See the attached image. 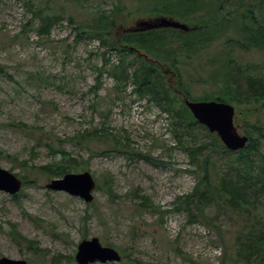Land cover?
I'll return each mask as SVG.
<instances>
[{
    "label": "rangeland",
    "instance_id": "obj_1",
    "mask_svg": "<svg viewBox=\"0 0 264 264\" xmlns=\"http://www.w3.org/2000/svg\"><path fill=\"white\" fill-rule=\"evenodd\" d=\"M32 1L48 14H63V19L52 27L49 37L39 36L35 30H22V23L31 14L24 0H0V63L7 66L9 74L0 75V150L3 152L0 167L20 178L28 168L12 158H30L28 164L46 165L53 159L47 150L49 143L84 160L77 170L69 172L89 171L96 187L93 200L85 202L66 191L45 187L49 180L59 177L31 170L29 176L36 182L22 186L15 193H20L18 200L12 197L14 194L0 191V256L24 259L26 264H77L78 243L84 238L97 237L102 245L116 249L121 260L90 264H190L183 259L184 253L198 264H219L223 246L215 242V232L199 221L188 222L185 213L174 209L177 196L193 190L196 174L191 172L194 167L189 165L187 153L170 132L167 113L148 100V94L139 97L133 93L131 81L122 90L116 88V79L108 71L119 63L118 50L101 45L97 38L80 37L75 29L76 25L86 29L96 16L109 14L117 25L112 37L119 39L123 29L135 21L162 12H153L152 0ZM223 5L221 17L237 3L227 0ZM206 10L200 12L203 17L215 13L211 8ZM239 10L264 17V0H244ZM200 14L184 22L195 23ZM69 18L73 23L68 22ZM239 21L230 27H211L209 35L204 36L205 40L210 37L209 41L203 47L193 44L199 43L196 40L199 31L186 32L193 38L195 50L181 49L178 54L183 63L182 79L192 98L217 92L226 81L245 95L249 80H264V50L244 51L238 47L243 38L238 31L243 22ZM245 24H249L248 20ZM169 32L165 30L162 35ZM179 42L177 36L171 35L163 40L167 49L178 47ZM131 50L140 54L136 49ZM128 60L134 66L139 64L133 54H127ZM102 67L105 70L100 73ZM245 104L233 106H241L243 110L246 106L258 107V102L253 100ZM252 113L248 119L264 123V106ZM238 116L236 111L234 124L238 132L245 134L242 121L237 122ZM103 122L112 133L127 135L131 149L141 155L129 158L121 152L103 153L97 147L102 141L93 135L83 149L68 141L77 131L98 128ZM207 131L196 127L193 135L187 134L186 138L197 143L209 142ZM37 142L39 145L33 149ZM89 149L97 152L91 153ZM205 152L211 156L209 169L215 179L222 169H227V154L217 145L205 146ZM143 155L163 163H152ZM230 172L233 177L234 171ZM107 173L113 179L111 196L102 183ZM97 185L102 188L98 189ZM134 192L149 197L159 206L164 211L162 219L151 208L138 207L139 199ZM208 211L213 213L214 208ZM252 211L264 219V192L258 194ZM242 222L235 215L232 220L220 217L219 224L227 239L225 245L242 229ZM10 223L33 244L14 238L9 233ZM229 257L233 258L231 248Z\"/></svg>",
    "mask_w": 264,
    "mask_h": 264
},
{
    "label": "trees",
    "instance_id": "obj_2",
    "mask_svg": "<svg viewBox=\"0 0 264 264\" xmlns=\"http://www.w3.org/2000/svg\"><path fill=\"white\" fill-rule=\"evenodd\" d=\"M152 0L151 9L153 12H162V15H169L172 18H179L180 21H188L194 14H200L201 11L207 12V8L215 11L211 17H203L200 14L195 23H188L191 27L188 32H197L200 34L196 36V40L201 47L205 46L210 37L206 40L204 36L209 35L212 31L211 27L218 28L221 26L230 27L236 24V20L243 22L240 30L243 37L238 42V47L244 51L249 49L264 50V17H256L249 10L241 12L239 7L244 0H236L237 5L233 10L227 12L224 17H221L220 10L223 8V2L227 0ZM206 1V2H205ZM261 1V0H260ZM26 9L30 11V16L22 23V30H35L39 36L49 37L51 29L54 25L61 23L63 14L54 13L48 14L42 9L37 8L32 0H24ZM221 3V4H220ZM262 4V2H260ZM216 8V9H215ZM229 16L231 19L227 17ZM109 14H102L96 16L91 23L86 25V29H82L81 25H76L77 34L80 37L97 38L101 45H106L109 49H117L120 53L119 63L114 65L108 73L116 79V88L122 90L128 81L133 83L132 92L139 97L149 95L148 100L152 101L167 113L169 117L170 132L174 138L179 142V146L184 150L189 158V165L194 168L191 172L196 174V183L190 193L178 195L174 201L175 210L185 213L188 222H201L207 228L213 230L216 234L217 240L223 246L222 256L219 264H264V219L255 215L252 211L257 202V196L264 192V152L262 151L264 139V123L255 120H250L256 111L264 106V80L248 81V94H243L233 85L227 81L221 84V87L214 92L197 96L192 98L188 91L186 82L182 79V61L179 57L178 51L195 50L191 43L192 37L187 36L186 32H182L173 28L154 29L144 32H126L122 33L121 37L113 38L112 31L117 27L116 21H113ZM228 18V19H227ZM178 19V20H179ZM248 20L249 24H245ZM239 21V22H240ZM69 23H73V19H68ZM165 30H170L171 36H177L180 45L176 48L167 49L164 47L163 40L165 36L162 33ZM161 40V41H159ZM164 48V49H162ZM131 49H136L140 54H136ZM182 49V50H181ZM133 54L135 60L139 59V64L134 66L132 60L126 61L127 54ZM159 54V55H157ZM191 58V55L189 56ZM130 67L132 70H130ZM166 69H170L175 76H168L165 73ZM105 68L100 69V73ZM237 70L240 71L239 67ZM0 75L8 76L7 66L0 63ZM228 75V73H227ZM225 74V78L227 77ZM98 85V77H96ZM181 91L190 100H211L216 99L230 104H238L245 106V102L257 101L258 107L250 108L246 106L244 110L241 106H236L237 122H241L242 129L248 135V142L243 148L236 152L226 149L220 142L219 138L209 131V142L197 143L196 141L187 140V134L193 135V130L196 127H202L208 130L204 125L197 122L191 112L185 106L183 98L179 95ZM216 92V93H215ZM179 105L176 107L175 103ZM260 102V103H259ZM235 106V105H234ZM240 108V109H239ZM255 109V110H254ZM253 110L252 112H250ZM106 117V116H105ZM256 134V136L254 135ZM102 141L99 142L101 152H121L132 158L133 156H140L141 154L135 152L129 146L127 135L121 136L112 133L111 128L103 122L100 127H94L92 130L84 129L77 131L73 136L68 138V141L75 146L87 147L85 143L92 139V136ZM39 145V142L33 146V149ZM52 145V144H51ZM46 143L48 153L52 159L46 165L37 166L28 164L30 158L18 160L13 157L28 171L20 174V179L23 185L33 184L36 182L35 178L29 176L31 170H39L45 173L48 177H60L66 172L77 170V166L84 160L78 159L70 151H66L62 147H53ZM217 145L222 151L227 154L225 166L227 169H222L220 174L213 179V174L209 169L210 155L205 152V146ZM102 146V147H101ZM91 153L93 151L89 149ZM3 152L0 150V157ZM146 160L152 163H163L155 158H149L143 155ZM56 157L58 159L56 160ZM84 170L85 168H81ZM234 171L232 177L231 172ZM112 176L110 173L105 175L104 181L105 191L111 196L112 193ZM101 189V185H97ZM19 194H14L12 197L18 200ZM134 196L139 199L137 204L141 208H151V211L156 212L162 219L164 211L160 210L159 206L153 204L149 197L134 192ZM256 201V202H255ZM213 207V213L208 211ZM239 217L242 229L237 231L233 241L228 242L225 236V230L219 224L220 217H227L232 220V216ZM86 217V216H85ZM85 217L83 219H85ZM9 233L15 238L33 244L34 241L27 239L20 234L15 224L10 223ZM233 250V258L229 257V249ZM184 260L190 264H198L189 255H182ZM230 259V260H227Z\"/></svg>",
    "mask_w": 264,
    "mask_h": 264
},
{
    "label": "water",
    "instance_id": "obj_3",
    "mask_svg": "<svg viewBox=\"0 0 264 264\" xmlns=\"http://www.w3.org/2000/svg\"><path fill=\"white\" fill-rule=\"evenodd\" d=\"M157 28H175L187 32L190 28L185 22L160 15L139 19L134 27L125 31H146ZM185 106L200 124L204 125L209 132L214 133L221 143L231 151L243 148L247 141L246 134L238 132L234 124L235 108L230 103L219 100H190L183 99ZM22 187V180L13 172L0 167V191L11 195L17 193ZM52 190L66 191L70 195L78 196L85 202H91L94 198L93 191L96 182L89 171L66 172L59 178H52L45 184ZM120 253L111 246L102 245L97 237L82 239L75 253L77 264L119 262ZM0 264H26L24 259H11L0 256Z\"/></svg>",
    "mask_w": 264,
    "mask_h": 264
},
{
    "label": "flooded vegetation",
    "instance_id": "obj_4",
    "mask_svg": "<svg viewBox=\"0 0 264 264\" xmlns=\"http://www.w3.org/2000/svg\"><path fill=\"white\" fill-rule=\"evenodd\" d=\"M136 23V21L131 25V26H129V27H134V24ZM190 28V27H189ZM138 52V51H137ZM167 75H169V76H173V73H172V71H170V70H167ZM179 94H180V96H182L183 97V94H181L180 92H179Z\"/></svg>",
    "mask_w": 264,
    "mask_h": 264
}]
</instances>
